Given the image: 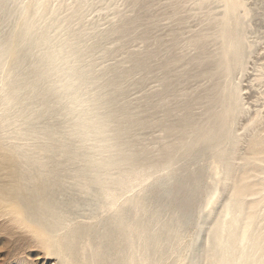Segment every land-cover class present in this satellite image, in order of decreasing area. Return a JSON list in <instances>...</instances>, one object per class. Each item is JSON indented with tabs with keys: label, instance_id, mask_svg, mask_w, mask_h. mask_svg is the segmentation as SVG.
Returning a JSON list of instances; mask_svg holds the SVG:
<instances>
[{
	"label": "rangeland",
	"instance_id": "1",
	"mask_svg": "<svg viewBox=\"0 0 264 264\" xmlns=\"http://www.w3.org/2000/svg\"><path fill=\"white\" fill-rule=\"evenodd\" d=\"M22 1L26 4L36 0ZM44 1L46 12L57 10L52 35L58 39L66 37V26L79 34L87 49L84 62L96 76L110 77L114 69L123 72L116 79V104L145 123L129 136L137 148L156 156L165 145L179 144L190 132L191 124H206L212 111L220 107L221 101H216L214 94L224 82L227 90L223 100L237 89V102L228 113V119L233 120L228 134L237 137V145L229 154L230 159L223 162L213 151L231 146L232 142L225 138L184 149L171 170L160 172L141 186L121 191V210L117 214L108 207V199H97L94 192L84 193L76 185L80 180L78 170L83 168L82 156L73 162V149L63 153L64 157L57 156L60 151L55 149L69 137L65 133L70 128L68 119L60 120L61 133L54 135L58 140L56 147L44 150L41 146L49 136L19 134V120L14 117L8 123L2 121L3 107L0 190L14 183L6 152L19 151L20 169L29 172H25L22 184L34 191L41 181H47L60 209L59 221L49 214H24L17 211L11 197L0 194V264H125L130 247L128 238L113 227L116 215L124 220L133 218L132 233L147 228L134 246L137 259L144 255L147 243L158 238L156 246L150 245L151 257L145 264H208L212 252L208 238L215 232V223L234 187L240 182H255L258 191L264 184V0H241L243 6L237 14L242 16L245 41L243 69L232 62L227 81L217 70L223 45L219 20H223L225 0H86L82 15L77 16L72 11L80 0ZM15 23L3 25L4 30H10ZM126 23L125 32L116 31ZM137 59L144 60L147 67L134 68ZM2 76L0 69V80ZM1 89L2 85L0 93ZM0 103L2 107L1 98ZM53 120L48 118L45 123ZM169 125L173 126L171 131ZM23 153L39 163L30 162ZM48 154L51 159L58 158L51 160ZM247 158L256 160L259 167L252 160L247 164ZM51 166L60 174L54 173V177L64 175L60 184H55L52 173L46 171L52 170ZM256 193L249 195L248 201L258 197ZM136 199H142L145 206L133 207L131 201ZM60 220L65 221L62 224ZM99 252L100 261L95 263Z\"/></svg>",
	"mask_w": 264,
	"mask_h": 264
},
{
	"label": "bare ground",
	"instance_id": "2",
	"mask_svg": "<svg viewBox=\"0 0 264 264\" xmlns=\"http://www.w3.org/2000/svg\"><path fill=\"white\" fill-rule=\"evenodd\" d=\"M85 3L86 0H80L74 6L73 13H70L73 16L80 15ZM242 6L241 0H225L223 20H219L221 22L219 36L223 40V45L217 59V70L226 78V81L232 74V62H237L238 67L243 69L245 41L241 27L242 16L237 14ZM56 12L57 10L53 9L46 12L44 0L26 4L22 0H0V69L3 70L0 80V86L2 85L0 98L3 106H0V109L4 107V111L1 110L3 112L1 117L4 123H8L14 117L15 121L19 120L18 133L21 135L49 136L47 143L44 141L45 144L41 146L44 150L56 147L55 142L58 140L54 135L61 133L60 120L62 118L61 122H64V119L65 121L68 119L70 123L67 122V124H70V128L65 133H68L69 137L63 141L64 143L62 142L63 145L60 143L61 146L55 149L60 151L58 155L56 153L55 155L65 156L63 153L73 149L71 154L73 162L74 159L82 156L80 159H84L83 168L78 164V167L82 169L78 170L80 180L77 179L79 181L76 183L82 192H94L97 199H108L110 201L108 207L118 214L121 210L118 201L121 191L141 186L145 180L154 178L160 172L171 170L182 156L184 149L222 137L232 142L231 146L213 152L218 156L219 161L230 159L229 154L233 153L237 145V137L228 134L233 123V120L228 119V113L237 102V89L231 90L226 100H223L227 86L226 82L221 84L214 94L216 101H221L220 107L212 111L206 124L202 126L191 124L190 132L179 144L165 145L156 156L145 152L141 147L137 148L129 139L132 131L145 123L116 104L118 91L116 79L120 78L123 72L114 69L110 72V77L109 74L96 76L84 62L87 49L86 45L82 44L79 34L73 33L70 30L72 28L69 29V26H66L69 33L66 37L58 39L52 35L50 30L58 20L55 17ZM49 18L51 21L47 22ZM11 21H15V25L5 31L3 25ZM127 28V23L122 24L116 31L122 32ZM133 67L145 68L147 65L144 60L137 59ZM48 118L54 120L45 123ZM167 128L171 131L173 126L169 125ZM31 142L34 143V141ZM18 152H6V164L14 183L11 187L0 190V194L11 197L17 211L21 213L49 214L54 218L53 220L59 221L58 200L55 201V198L51 196L53 187L50 188L47 181L43 180L40 187L29 191L23 185L24 183L22 184L27 171L20 169ZM29 154H24V157L36 163V159ZM57 156L55 157L58 158ZM49 157L51 159L50 155ZM54 158L52 156L51 160ZM246 160L247 164H250L252 160L254 162L252 164L259 167L255 163L256 160H248V158ZM58 162L56 163H61ZM43 165L47 166V163ZM51 168L52 170L46 171L52 175L59 174L56 169L53 170L52 166ZM61 169L63 171L64 168ZM42 177L45 176L42 175ZM50 177L52 176H49V179H52ZM58 177L53 178L55 184L63 181L61 177ZM253 183L240 182L234 189L232 188L233 191L223 207L221 216L220 218L218 216L215 223V232L213 231V235L208 238L210 251H212L208 264H264V184L261 190L256 191ZM253 193L258 194V197L255 196V199L248 201L249 195ZM131 204L137 208L145 206L142 199L132 200ZM60 221L63 224L65 220ZM133 224V218L124 220L116 215L113 227L120 229L122 236L128 238L130 253L126 256L125 264H145L151 257L150 245L156 246L158 238L148 242L144 255L137 259L134 256V246L136 240L145 234L147 228L141 227L137 229V233H132L135 227ZM61 250L62 253L63 249ZM101 255L102 253L99 252L95 263L100 261Z\"/></svg>",
	"mask_w": 264,
	"mask_h": 264
},
{
	"label": "snow or ice",
	"instance_id": "3",
	"mask_svg": "<svg viewBox=\"0 0 264 264\" xmlns=\"http://www.w3.org/2000/svg\"><path fill=\"white\" fill-rule=\"evenodd\" d=\"M45 255L50 256L51 254L45 253ZM2 258H3V252H0V259H2Z\"/></svg>",
	"mask_w": 264,
	"mask_h": 264
}]
</instances>
